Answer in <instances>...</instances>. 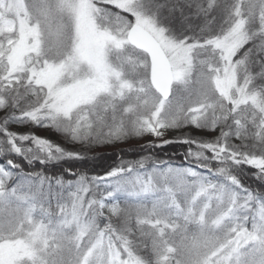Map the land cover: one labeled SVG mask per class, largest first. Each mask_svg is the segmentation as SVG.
I'll return each mask as SVG.
<instances>
[{
  "label": "snow or ice",
  "instance_id": "obj_1",
  "mask_svg": "<svg viewBox=\"0 0 264 264\" xmlns=\"http://www.w3.org/2000/svg\"><path fill=\"white\" fill-rule=\"evenodd\" d=\"M0 264H264V0H0Z\"/></svg>",
  "mask_w": 264,
  "mask_h": 264
},
{
  "label": "trees",
  "instance_id": "obj_2",
  "mask_svg": "<svg viewBox=\"0 0 264 264\" xmlns=\"http://www.w3.org/2000/svg\"><path fill=\"white\" fill-rule=\"evenodd\" d=\"M20 131H22V129H19ZM24 131H26V129H23ZM54 135V134H53ZM53 135H51L50 138L52 139H56V137H52ZM41 136H46V135H41ZM49 136V135H48ZM55 136V135H54ZM137 142L138 140H130L128 141L131 145H129L128 151L130 152V156H127V154L124 151H120L122 148H115V146H106L103 148H99L100 150H97L94 153H91L90 155H94L98 157L97 163L95 164L96 166H89V170L92 173H103L105 170H107L109 168V166H114L116 163L119 162V160L121 158H125V157H131L129 160H133V159H137L140 156L143 155H148L150 152H154L155 154L159 155L160 157L163 155H170L169 152L170 150H173L174 152H182L184 150V146L181 145H168L165 148H158V149H149L147 151L142 149L143 145H137L134 143ZM146 145V144H145ZM125 153L126 155L122 156L119 153ZM115 155V157H114ZM116 157H120V158H116Z\"/></svg>",
  "mask_w": 264,
  "mask_h": 264
},
{
  "label": "rangeland",
  "instance_id": "obj_3",
  "mask_svg": "<svg viewBox=\"0 0 264 264\" xmlns=\"http://www.w3.org/2000/svg\"><path fill=\"white\" fill-rule=\"evenodd\" d=\"M22 131H24L23 129H22ZM39 135H46V136H48V135H50L48 132H40V133H38ZM53 135V134H52ZM179 135H181V133H179V132H170V133H168L167 135H166V139H170V140H172V139H175L177 136H179ZM193 135H205L204 133H198V132H194L193 133ZM51 137V136H50ZM52 137H56V136H52ZM151 140H153V138L152 137H146V138H144V139H141V140H138L137 142H135L134 141V143L135 144H137V145H145V144H147L149 141H151ZM157 143H159V141H157ZM129 145H131L129 142H125V143H120V144H117L116 146H115V148H122L120 151H124L126 154H127V156H130L131 154H130V152L128 151V148L127 147H129ZM172 145H174V144H172ZM97 150H100V149H97ZM96 150V151H97ZM125 153H119L120 155H122V156H124V155H126ZM173 153H176V152H174L173 150H170V152H169V154L171 155V154H173ZM168 154L167 155H163V156H161V158H164V159H167L168 158ZM114 157H115V155H114ZM116 158H120V157H116ZM131 157H125L124 159L125 160H129ZM139 158V157H138ZM173 159L175 160V162L176 163H179L180 162V157L178 156V155H176V156H173Z\"/></svg>",
  "mask_w": 264,
  "mask_h": 264
},
{
  "label": "bare ground",
  "instance_id": "obj_4",
  "mask_svg": "<svg viewBox=\"0 0 264 264\" xmlns=\"http://www.w3.org/2000/svg\"><path fill=\"white\" fill-rule=\"evenodd\" d=\"M92 166H96V165H92Z\"/></svg>",
  "mask_w": 264,
  "mask_h": 264
}]
</instances>
